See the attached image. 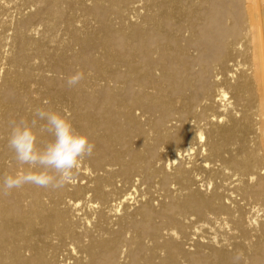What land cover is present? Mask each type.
<instances>
[{
    "label": "bare ground",
    "instance_id": "bare-ground-1",
    "mask_svg": "<svg viewBox=\"0 0 264 264\" xmlns=\"http://www.w3.org/2000/svg\"><path fill=\"white\" fill-rule=\"evenodd\" d=\"M37 107L95 148L0 194V264H264V0H0V177Z\"/></svg>",
    "mask_w": 264,
    "mask_h": 264
},
{
    "label": "clouds",
    "instance_id": "clouds-1",
    "mask_svg": "<svg viewBox=\"0 0 264 264\" xmlns=\"http://www.w3.org/2000/svg\"><path fill=\"white\" fill-rule=\"evenodd\" d=\"M84 79V73L69 75L66 84L74 88ZM7 146L15 162L26 169L0 177V194L9 195L25 185L59 190L75 179L82 162L93 155L95 144L77 131L71 120L58 111L37 107L31 119H11L8 122ZM51 137L42 146L38 134ZM241 256L234 257L239 261Z\"/></svg>",
    "mask_w": 264,
    "mask_h": 264
}]
</instances>
